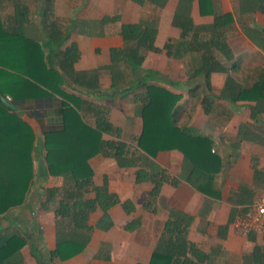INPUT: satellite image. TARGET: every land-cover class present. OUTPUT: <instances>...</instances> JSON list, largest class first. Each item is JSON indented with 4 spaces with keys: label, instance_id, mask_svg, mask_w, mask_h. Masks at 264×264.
<instances>
[{
    "label": "crops",
    "instance_id": "obj_1",
    "mask_svg": "<svg viewBox=\"0 0 264 264\" xmlns=\"http://www.w3.org/2000/svg\"><path fill=\"white\" fill-rule=\"evenodd\" d=\"M18 2L28 10L21 30L40 44L44 55L49 50L44 44H50L47 36L61 37L60 47L51 44L48 55L53 67L61 64V53L75 45L78 58L70 72L74 80L67 78L60 89L78 105L75 110L85 125L95 126L96 112L107 117L118 135L102 133L103 141L136 149L140 112L148 96L144 87L133 84L146 76L147 85L180 95L176 126L188 135L206 137L209 154L216 156V165H206L216 166L212 176L195 175L197 189L186 181L187 167L178 151L154 157L138 151L129 156L131 167H118L104 150L99 152L87 160L91 185L81 197L92 199V188L104 180L119 202L106 211V230L96 227L101 216L97 207L87 214L86 228L77 229L70 218L54 215L62 205L71 209L72 201L66 198L71 184L63 176L43 173V137L61 127L58 110L63 100L52 94L15 103L35 136L33 176L23 202L0 214V237L16 234L24 239L17 252L21 264H148L155 250L164 249L165 223L183 230L184 240L203 255L200 264H264V232L243 238L231 226L264 191V13L256 7L258 0ZM13 4L0 0V22L7 29L14 26ZM176 15L191 20L184 38L172 25ZM216 18L218 26L213 28ZM140 21L155 25L156 51L140 50L143 60L135 72L122 60L109 70L110 51L133 46L122 40L120 26ZM206 68H216L207 79ZM91 72L95 74L89 76ZM140 168L148 181L136 183ZM153 181L160 184L150 196ZM178 257L195 260L188 251Z\"/></svg>",
    "mask_w": 264,
    "mask_h": 264
},
{
    "label": "trees",
    "instance_id": "obj_2",
    "mask_svg": "<svg viewBox=\"0 0 264 264\" xmlns=\"http://www.w3.org/2000/svg\"><path fill=\"white\" fill-rule=\"evenodd\" d=\"M13 1L14 26L7 29L0 22V95L9 97L12 103L47 98L52 94L63 100L58 110L61 127L46 133L42 141L45 150L43 173L47 176L65 177L72 189L66 197L72 201L71 211L66 205H62L54 211V215L68 217L74 223V228L84 230L87 214L97 207L101 211V216L96 227L100 230L110 227L106 211L119 200L114 194L108 193L106 182L103 180L100 186L92 188L94 193L92 199L86 200L81 197L88 192L91 185V170L87 160L103 150L106 155L113 158L118 167L133 166L130 157L138 154V151L154 157L157 152L175 150L182 155L187 167L188 183L199 189L195 184V175L212 176L216 166L214 169H207L206 165H216V156L209 154V140L203 136L188 135L175 124L174 109L180 95L154 85H147L146 76L133 84L136 88L144 87L148 96V102L140 112L141 131L136 139V149L128 151L119 142L103 141L102 133L118 135L107 117L96 112L95 126L85 125L75 110L79 108L78 105L60 89L66 79L71 78L72 64L78 58L75 45L68 46L61 53V64L57 68L53 67L48 55L53 52L51 44L60 47L61 37L54 33L47 36L50 44H44L49 48L47 55H44L40 44L25 37L21 30L23 24L27 22V7L18 0ZM131 1L137 4L144 1L159 4L164 0ZM256 7L264 13V0H258ZM218 22L219 19L216 18L213 28L218 26ZM172 25L180 29V38H184L192 26L189 18L180 19L178 15L173 17ZM119 33L124 42H132L133 46L126 50L110 51L109 70L122 60L128 64L132 72H135L143 60L140 50L156 51L153 47L155 25L148 21L121 25ZM164 48L168 55V46L164 45ZM215 70L216 68H206L205 78L207 79ZM94 74L95 72H91L89 76ZM114 86L115 80L112 78V87ZM34 141L32 129L18 117L17 113L0 103V214L19 206L24 200L33 176ZM134 180L136 183L148 181V175L140 168L136 170ZM159 184L160 182L153 181L150 196L156 194ZM127 205L128 203L122 204L126 211L130 209ZM182 231L173 223H165L163 233L168 238L164 240V249L155 250L148 264H200L204 259L203 255L184 240ZM24 242V239L16 234L0 237V264H21L17 252ZM186 251L195 260L178 257L183 256ZM56 253L53 252L52 255Z\"/></svg>",
    "mask_w": 264,
    "mask_h": 264
},
{
    "label": "built area",
    "instance_id": "obj_3",
    "mask_svg": "<svg viewBox=\"0 0 264 264\" xmlns=\"http://www.w3.org/2000/svg\"><path fill=\"white\" fill-rule=\"evenodd\" d=\"M4 99L11 102L7 96H4ZM231 226L234 232L243 238L251 233L264 232V191L248 209L233 220Z\"/></svg>",
    "mask_w": 264,
    "mask_h": 264
},
{
    "label": "water",
    "instance_id": "obj_4",
    "mask_svg": "<svg viewBox=\"0 0 264 264\" xmlns=\"http://www.w3.org/2000/svg\"><path fill=\"white\" fill-rule=\"evenodd\" d=\"M0 103L6 107L8 110L17 113L19 117L22 116L21 112H17V107L15 103L7 102L2 95H0Z\"/></svg>",
    "mask_w": 264,
    "mask_h": 264
}]
</instances>
